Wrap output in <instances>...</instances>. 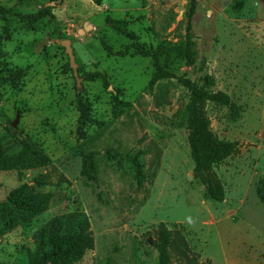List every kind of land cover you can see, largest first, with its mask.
<instances>
[{
	"label": "rangeland",
	"instance_id": "rangeland-1",
	"mask_svg": "<svg viewBox=\"0 0 264 264\" xmlns=\"http://www.w3.org/2000/svg\"><path fill=\"white\" fill-rule=\"evenodd\" d=\"M190 1L0 0V7L20 15L47 7L51 15L31 28L24 18H0V78L1 69L26 72L16 86H0V152L13 158L34 147L47 161L0 170V204L23 183L29 185L26 195L51 196L48 209L29 223L11 231L0 224V264H35L37 232L50 219L74 212L85 214L90 225L77 264H157L161 248L170 264H264V208L255 194L264 177V3L195 0L191 32L198 56L190 68L183 55ZM108 19L130 23L136 40L108 27ZM85 23L92 29L84 31ZM67 39L81 88L61 45ZM131 43L154 51L176 76L199 83L209 76L211 89L229 96V106L205 107L212 132L238 143V154L214 169L224 201L211 200L192 177L183 126L188 92L175 79L149 89L152 60L132 51L116 55ZM93 72L104 74L108 86L84 80ZM77 89L101 123L86 132V151L98 153L94 180L85 178L82 158L75 155L83 142L76 131ZM139 150L147 175L142 188L124 161ZM107 151L121 160L107 161ZM39 177L47 186L29 184Z\"/></svg>",
	"mask_w": 264,
	"mask_h": 264
},
{
	"label": "trees",
	"instance_id": "trees-1",
	"mask_svg": "<svg viewBox=\"0 0 264 264\" xmlns=\"http://www.w3.org/2000/svg\"><path fill=\"white\" fill-rule=\"evenodd\" d=\"M264 3V0H261ZM195 0L190 1L187 24L186 41L183 55L187 67H194L197 62L196 43L192 35V19L195 15ZM50 8H44L34 14L20 15L11 10L0 7V18L7 20L9 17H20L27 20L29 28L34 22L46 17ZM127 21L107 20L106 25L115 30L120 35L135 41L136 37L128 31ZM101 46L110 52L109 46L103 37L100 38ZM130 51L143 58H150L153 64V75L148 82L151 89L161 80L175 79L179 85L188 92V101L184 109L183 126L187 132V142L190 158L193 162L192 177L203 186L206 195L213 201L222 202L225 198L223 185L216 175L214 169L227 158L238 154V143L220 140L211 130L209 119L205 113L207 103L219 106H229L230 98L227 94L220 91H213L212 79L205 75L200 79V83L187 78L185 75L176 76L169 72L158 60L154 51L146 49L143 44L131 43L124 50L116 53L119 57L127 56ZM5 56L0 50V59ZM0 86L13 85L26 76L24 70L1 69ZM86 81L101 80L104 86H108L107 77L100 72L85 73L83 76ZM75 103L79 113L77 118V133L82 144L76 150L75 155L82 158V174L87 180H94L98 173V153L86 151L85 147L89 141L86 138L87 129L101 125L92 116L91 104L82 96L77 89ZM121 103V102H120ZM129 106L128 103H124ZM144 152L139 150L125 155L124 161L132 172L137 187L142 188L147 181L145 172ZM0 152V170H23L27 168H37L46 164L47 161L42 152L37 148L30 147L22 151L15 157H3ZM104 158L110 162L121 160L119 153L107 151ZM32 186L44 187L47 183L41 178H32L29 182ZM29 185L20 184L11 190L6 200L0 204V224L7 231H11L20 225L29 223L32 219L43 214L49 206L51 196L48 193H34L26 195ZM255 194L264 208V177L259 179L255 186ZM90 229L89 221L85 214L80 212L68 213L50 219L45 223L36 235V243L39 248L40 256L35 264H77L79 263L88 247V232ZM161 235L166 239L165 231ZM157 264H170V260L161 248L158 253Z\"/></svg>",
	"mask_w": 264,
	"mask_h": 264
},
{
	"label": "water",
	"instance_id": "water-1",
	"mask_svg": "<svg viewBox=\"0 0 264 264\" xmlns=\"http://www.w3.org/2000/svg\"><path fill=\"white\" fill-rule=\"evenodd\" d=\"M90 29H92V26L89 23H85L84 25V31H89ZM83 33V31H79V34ZM61 45L64 47L65 49V53L68 56L69 59V66L71 67L74 77L76 78L77 81V88H81V79L78 78V64L75 61V56L73 54V50H72V46H71V41L70 40H62L61 41ZM16 125V120L12 123V126L14 127Z\"/></svg>",
	"mask_w": 264,
	"mask_h": 264
}]
</instances>
